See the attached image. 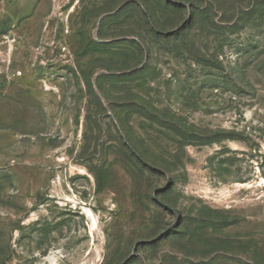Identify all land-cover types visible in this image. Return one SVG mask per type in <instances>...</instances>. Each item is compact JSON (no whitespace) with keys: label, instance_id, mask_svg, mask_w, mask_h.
Instances as JSON below:
<instances>
[{"label":"rangeland","instance_id":"obj_1","mask_svg":"<svg viewBox=\"0 0 264 264\" xmlns=\"http://www.w3.org/2000/svg\"><path fill=\"white\" fill-rule=\"evenodd\" d=\"M0 264H264V0H0Z\"/></svg>","mask_w":264,"mask_h":264}]
</instances>
